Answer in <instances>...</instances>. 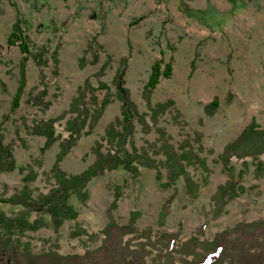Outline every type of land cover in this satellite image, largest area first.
I'll list each match as a JSON object with an SVG mask.
<instances>
[{"label": "rangeland", "instance_id": "rangeland-1", "mask_svg": "<svg viewBox=\"0 0 264 264\" xmlns=\"http://www.w3.org/2000/svg\"><path fill=\"white\" fill-rule=\"evenodd\" d=\"M17 18L24 22L31 54L41 51L46 62L38 66L32 55L27 60L19 105L11 110L22 54L7 38ZM158 60L171 62L172 74L159 81L147 103L144 86ZM122 65L125 86L143 116L135 122L134 146L156 164L141 166L136 174L117 168L94 177L86 200L69 198L77 217L58 227L45 214V225L36 230L0 226L1 237L22 247L13 250V263L26 259L25 252L94 250L109 216L125 224L136 213L138 230L179 232L181 241L193 235L211 238L236 224L264 220V175L254 173L250 158L244 165L232 157L229 171L220 157L252 119L264 128V0H0V133L15 159L13 170L0 172V211L10 217L19 213L22 206L4 200L24 185L33 197L51 188L58 143L67 135L68 115L60 116L86 80L111 86ZM214 99L218 106L208 113L205 106ZM120 118V102L111 97L91 133L77 141L59 168L76 174L89 166L97 143L109 147L106 128ZM49 119H55L58 140L42 149L45 138L33 126ZM165 142L177 153L187 152L185 170L197 185L194 195L182 176L168 178ZM230 174L244 189L217 213L213 195ZM170 197L160 222L161 206ZM6 254L0 250L3 264Z\"/></svg>", "mask_w": 264, "mask_h": 264}, {"label": "trees", "instance_id": "trees-1", "mask_svg": "<svg viewBox=\"0 0 264 264\" xmlns=\"http://www.w3.org/2000/svg\"><path fill=\"white\" fill-rule=\"evenodd\" d=\"M23 23L17 18L7 38V44L16 45L22 54L19 82L10 106L11 110H15L19 105L26 82L25 65L32 55ZM32 56L38 66L46 62L43 60L41 51ZM53 60L57 63L56 53L53 55ZM103 69L100 68V73ZM172 69L171 62L158 60L152 63L143 92L147 103L159 81L169 78ZM111 97H116L120 102L121 118L106 128L104 140L109 147L103 149L102 145L97 143L93 149V162L81 172L67 174L62 171L58 166L59 162L83 135L91 133L110 104ZM158 106L163 108V105ZM217 106V101L214 99L205 106V110L212 113ZM157 113L154 111V115ZM65 115H68L64 124L67 135L58 143V152L51 168L54 183L46 193H40L37 197H33L28 185H24L20 192L4 200L23 207L17 215L12 217L0 211V226L5 231L9 227H16V230L20 231L36 230L45 225L42 214L48 215L53 225L58 227L65 220L77 217L78 212L69 203V198L74 195L79 201L86 200L87 184L94 177L117 168L136 174L141 166L153 167L156 164L145 151L139 152L133 143L135 122H142L143 116L139 114L125 86L124 65L115 71L111 86L104 82L93 86L86 80L78 95L70 103L68 111L60 118H64ZM54 122L55 119L40 120L33 126V132L45 138L42 149H47L58 140ZM162 149L165 152L164 163L167 165L168 178L175 180L176 177L182 176L187 191L194 195L197 185L185 170V161L189 159L187 152L177 153L166 142L163 143ZM263 155L264 128L259 127L252 119L236 138L224 146L220 157L226 170L229 171H232L228 165L232 157L242 160L244 165L245 159L250 158L254 173L264 175V159H261ZM14 167L12 148L4 142L0 133V172L11 171ZM158 176H160L159 172ZM243 189V186L239 185V182L230 174L225 183L217 187L213 195L217 205L216 212L219 213L224 205L238 196ZM118 198L117 191L111 208L115 207ZM170 202L171 197L161 206L160 222L165 219ZM32 213L38 216L29 220L27 217ZM136 219L137 214L132 213L127 223L120 224L109 216L108 222L101 231L103 238L100 246L81 254L61 255L55 251L44 254L25 252L26 259L20 261L17 259L18 261L13 263V250L22 251V247L15 248L9 238L5 239L1 235L0 250L7 253L5 264H264V220L236 224L215 233L211 238L201 239L199 235H193L181 241L179 232L153 233L148 228L138 230L135 226ZM0 264H3L2 260Z\"/></svg>", "mask_w": 264, "mask_h": 264}]
</instances>
